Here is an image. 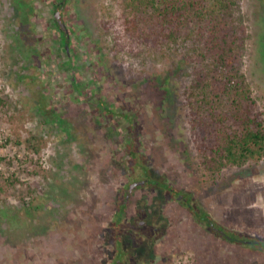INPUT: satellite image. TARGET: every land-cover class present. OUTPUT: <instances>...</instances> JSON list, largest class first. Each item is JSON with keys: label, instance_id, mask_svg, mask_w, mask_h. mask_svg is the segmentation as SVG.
<instances>
[{"label": "rangeland", "instance_id": "obj_1", "mask_svg": "<svg viewBox=\"0 0 264 264\" xmlns=\"http://www.w3.org/2000/svg\"><path fill=\"white\" fill-rule=\"evenodd\" d=\"M59 1L0 0V264L101 263L100 228L111 218L112 196L125 180L119 162L129 156L124 145L111 141L118 137L123 143L128 123L115 115L116 129L94 107L98 98L135 115L140 151L151 156L155 172L194 192L222 223L264 238V161L223 170L214 185L189 166L197 153L187 123L189 77L181 63L136 55L137 43L134 51L130 45L118 50L120 0H65L62 21L73 66L60 65L68 56L55 44ZM241 4L249 35L243 72L264 117V1ZM51 44L55 54L45 55ZM153 77H165V86L150 89ZM61 119L72 124L69 133ZM37 131L45 140L39 155L26 143ZM12 174L19 180L15 187L4 181ZM85 182L97 201L82 211L69 190ZM29 185L36 190L31 196ZM23 199L31 200L30 209ZM162 212L169 225L156 243L153 264H264L263 253L207 234L176 202L163 205Z\"/></svg>", "mask_w": 264, "mask_h": 264}, {"label": "trees", "instance_id": "obj_2", "mask_svg": "<svg viewBox=\"0 0 264 264\" xmlns=\"http://www.w3.org/2000/svg\"><path fill=\"white\" fill-rule=\"evenodd\" d=\"M120 4L124 9L120 14L121 27L114 37L118 50L130 45L134 51L131 45L137 43L141 48L135 50L136 55L150 56L153 61H178L181 72L189 77L184 91L187 123L197 153L195 160L189 162L191 170L214 185L223 170L263 162V112L243 72L249 35L241 0H120ZM149 84L150 89L164 87L165 77H153ZM75 90L80 94L83 89L76 85ZM74 95L72 99L77 101L78 95ZM98 102V109H102L116 129L119 127L113 121L115 115L121 116V124L128 123L123 143L118 137L111 141L124 145L129 156L119 162L125 180L112 196L111 218L100 228L103 246L100 264H153L156 243L167 234L169 225L162 206L173 202L187 210L207 234L264 254L263 237L222 223L194 192L175 186L166 175L155 172L151 156L140 151L133 113L118 112L102 98ZM59 121L69 133L72 124L65 119ZM15 143L20 144L21 140ZM26 143L39 155L45 140L37 131L26 138ZM4 181L13 187L19 183L14 174ZM35 192L34 187L28 188V195ZM69 192L73 193L70 197L77 195L74 197L77 204H73L81 205L82 211L88 205L94 208L97 197L89 183ZM22 202L31 208V200Z\"/></svg>", "mask_w": 264, "mask_h": 264}, {"label": "flooded vegetation", "instance_id": "obj_3", "mask_svg": "<svg viewBox=\"0 0 264 264\" xmlns=\"http://www.w3.org/2000/svg\"><path fill=\"white\" fill-rule=\"evenodd\" d=\"M66 3H67V1L60 0L54 6V8L56 9V12L54 13L53 21H54L55 29L58 31L59 38H60V42L55 43V44L56 45L58 44V46H59L58 49L60 50V52H65L68 56V58H66V60H64L63 62H60V65H63L64 67H68V66L72 67L73 64L71 62V58H70L71 54L69 52V44H68L71 41H70V37L67 34L68 30L64 26V22L62 21L63 20V10H64V6ZM64 34H66L67 40L65 39ZM51 45H52V47L47 46L46 51H48V53H45V55L50 54V56H51V55H53V53L55 54V52H53V51H55L57 47L54 46V44H51ZM71 83H72V86H74L73 88L75 89L77 82H76L74 76H72V78H71ZM93 89H95V85L89 87V91L92 93H93ZM74 91H75V93H78L76 90H74ZM98 103L99 102H97V105L96 106L94 105V107H97ZM98 112L103 113L102 109L98 110Z\"/></svg>", "mask_w": 264, "mask_h": 264}]
</instances>
